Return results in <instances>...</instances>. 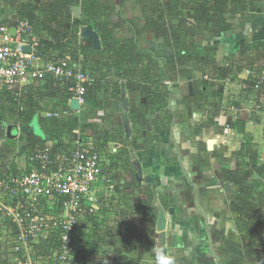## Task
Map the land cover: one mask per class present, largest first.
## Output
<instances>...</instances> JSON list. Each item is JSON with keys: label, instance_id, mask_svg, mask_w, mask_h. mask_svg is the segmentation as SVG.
<instances>
[{"label": "crops", "instance_id": "0c3cea01", "mask_svg": "<svg viewBox=\"0 0 264 264\" xmlns=\"http://www.w3.org/2000/svg\"><path fill=\"white\" fill-rule=\"evenodd\" d=\"M99 1L111 8L109 26L115 27L113 37L121 44H136L131 47L132 61L121 70V76L109 77L113 82L103 84L93 97V103L97 97L102 107L95 110L94 103L93 111L101 114L91 124L104 126L102 136L106 138L102 141H105L108 170L117 183L123 206L117 212L104 210L103 220L98 221L101 227L91 223L90 233L83 232L80 244L85 248H81L84 250L80 261L159 264L160 258L171 257L175 264H225L220 256L221 243L235 240L239 232L237 214L232 211L236 188L224 177V171H239L242 158L238 154L248 139L258 152L260 164H264V113L252 111V92L244 87L251 85L255 65H251L250 57L256 54L252 51L245 56L237 55L264 45V8L246 12L245 16L235 15L229 19L231 28L227 31L214 24H205L200 33L191 30L200 16L186 7L181 8L179 16H167V32L181 34L179 47L186 53L183 59L184 54L176 57L177 44L171 41L166 45V39L158 37V30L147 28L148 4L154 1L166 4L169 0ZM75 4L72 12L78 8L77 19L82 21L85 15L79 2ZM130 20L136 23L137 35L125 23ZM181 22L187 29H180ZM84 28L99 36L100 49L84 36ZM97 28L91 21L80 26L78 34L87 45L99 50L95 59L101 60L103 32ZM82 57L78 63L86 64ZM234 62L240 67H228ZM226 69L228 75L220 76ZM127 73L133 82L124 77ZM197 92L199 95L205 92L210 99L203 107L199 103L203 95L196 97ZM204 99L208 100L205 96ZM50 103L52 106L56 101ZM102 115L108 121H103ZM121 152L129 154L126 163L108 158ZM245 160L250 159L245 157ZM252 178L243 188L260 186L249 198L262 218L255 238L264 246V182L260 177L256 181ZM123 209L126 216L118 219L112 216ZM153 211L156 218L150 227L147 224L152 216H146V212ZM162 212L164 227L159 222ZM0 218L4 219H0V264H23L28 259L49 264L45 251L39 255L31 253L33 244H46L44 241L16 253L15 235L7 233L14 228L9 227L10 221L4 215ZM141 228L142 237L146 233V241L154 243L148 252L143 239L136 238Z\"/></svg>", "mask_w": 264, "mask_h": 264}, {"label": "built area", "instance_id": "2783aa9c", "mask_svg": "<svg viewBox=\"0 0 264 264\" xmlns=\"http://www.w3.org/2000/svg\"><path fill=\"white\" fill-rule=\"evenodd\" d=\"M33 25L25 19L6 22L0 17V104L9 101L14 109L8 115L19 116L28 108L30 97L41 99L49 80L54 88L61 87L71 95L70 106L73 100L84 106L90 88L97 84L96 77L74 65L69 57H45L40 49L42 37ZM251 75V85L244 87L252 92V111L264 113V68H254ZM39 115L52 118L61 113L44 110ZM15 125L21 130L16 121ZM75 133L76 141L68 150L54 154L47 144L21 157L17 152L24 160L18 168H0V216L15 226L16 253L33 243L55 242L57 248L49 264H84L77 254L85 248L80 235L89 232L91 223L101 227L98 221L102 211L117 212L123 206L103 144L95 141L92 130L86 140L79 137L80 132ZM112 216L118 219L123 215ZM23 264L38 262L28 259Z\"/></svg>", "mask_w": 264, "mask_h": 264}, {"label": "trees", "instance_id": "16d2710c", "mask_svg": "<svg viewBox=\"0 0 264 264\" xmlns=\"http://www.w3.org/2000/svg\"><path fill=\"white\" fill-rule=\"evenodd\" d=\"M78 2L85 15L82 21L73 17L72 5H76L75 3L78 4ZM78 2L76 0H0V8H4L5 10L13 9L15 10L14 13H21L23 16L27 17L32 24H34L33 26L35 27L37 35L42 37L40 49L45 57L54 58L52 54L56 55L55 58L69 57L74 65L80 66L83 71L93 74L97 79L96 86L90 88L86 96L85 105H87V109L82 108L80 111L73 110L72 106L69 105L71 95L64 89H60L61 87L54 88L53 83L49 80L47 81L46 89L41 93V99L47 100L46 102H42L41 99L35 101L33 97H30L31 101L29 102L26 111L19 114V116H13L11 120L15 119L16 124L19 123L22 127H25L31 125L33 121L37 119L38 127L43 136H37L40 138L39 140L32 136L30 138L31 140H26L24 138V143L19 142L18 145L21 149L16 152H18L20 156L28 155L36 148L45 147L47 144L48 146L53 147L52 152L54 154L61 149L68 150V148L70 149L76 141V131L80 132L79 137L82 140H86V135L90 130L93 131L97 143L106 138L104 135L102 136L104 126H98L97 124L94 126L91 124V121L94 120V117L98 112H92L89 107L91 105L94 106L93 97L97 95L99 88L103 84H111L113 82L109 77L114 76L113 79H118L121 76V70L125 65H128L132 61L130 59L134 54V50L131 49V47H134L133 45L136 43L129 45L126 42L121 44L113 37L115 27L110 28L109 26L111 24V8L103 6L99 0H78ZM146 2L150 3L149 0H146ZM255 2L256 0H169L168 3L162 4L154 1L151 2V4H148L146 8L147 11H145V15H147V28L154 29L155 31L158 30V37L165 38L166 45L171 44V41L177 44V57L183 55V50L185 49L179 47L181 46V34L177 31L167 32L165 26L167 16H179L181 14V8L186 7L200 16L191 30H196L197 33H200L202 29L201 27L205 24H214L222 31H227L231 28L229 19L238 14L245 16L246 12H249L247 6H251L252 12L259 8H264L263 0H258V2H256L257 8L253 5ZM106 14L107 16H105ZM103 17H106V19ZM42 18L45 23V28H40V25H38ZM91 21H94L95 24H97V29L100 33L103 32L102 43L104 49L101 51L103 54L101 55V60L98 58L95 59V55L98 54L99 50L87 45L80 39L78 34L80 26L88 25ZM125 23L136 35L138 34L136 23L133 20ZM184 28H186V26L184 22H181L180 29L184 30ZM44 32L47 34H43ZM45 35L46 37H43ZM193 35V37L196 36V34ZM252 51L255 53L257 52V55L255 58L250 57L251 65L253 64V66L255 65V68L262 70L264 67L258 65L256 61H264V45L259 48L253 47L251 49H246L237 55L245 56L248 52ZM152 53L155 54V52ZM92 56H94V60H91L93 58ZM81 57L86 59V64L78 63L80 62ZM163 57L164 56H161V59L165 61L166 58ZM185 58L186 53L183 56V59ZM74 60L78 64L75 63ZM238 64L239 63L234 62V64L229 65L228 67L231 69L234 67H240ZM104 65H107V67H103ZM113 68H115V71H112ZM228 69H226V71L222 70L220 76L226 77L228 75ZM124 77L128 78V81L133 82L128 73ZM202 84L206 86V82H202ZM198 95L199 93L197 92L196 97ZM201 95H203V97L202 100H199V103L201 104L202 102L201 107H203V105H206L210 99L206 96L205 92H202L199 96ZM204 96L208 99L207 101L204 99ZM57 97L59 98L58 101ZM53 99L56 103L51 106L50 101ZM6 105L9 106V109H7L8 106ZM99 107H102L101 104H96L95 110ZM13 109L14 106L13 104H10L9 101L0 104V118H3L6 112L12 113ZM44 110L59 112L61 113V116L52 118L41 117L39 114ZM132 115L135 116L136 112H132ZM108 119L109 118L107 117L102 118L103 121H108ZM6 147L9 154H16V152L12 151V149L15 148H12L11 146ZM102 147L104 146L102 145ZM253 148L251 140L248 139L246 146H243L241 150L242 153L240 152V154H238L242 158V164L239 171H224V177L234 188H236V190H234L232 211L237 214L239 232V236L235 240L231 238L230 240L221 243L220 256L223 258L225 264H263L264 262L261 260V257H264V246L263 244L258 243L255 238L260 228V221L262 218L257 212L256 207L253 206V203H250L249 198L252 192L253 194L257 193L256 189L260 186L255 185L253 188H243L245 183L254 175L260 177L263 180L262 182H264V164H260L258 152ZM105 155L107 156L106 153ZM245 157H249L250 160L246 161ZM108 158L116 160L119 163H126L125 159L127 158L129 160V154L127 152H121L116 156L108 155ZM14 171L17 170L14 169ZM148 215L152 217L149 221L150 224L147 225L153 227L152 225L155 220L153 218H156V213L155 211L150 214L146 212V216ZM9 227H13L15 230V226L11 223ZM145 237L146 235L143 238L146 239ZM232 239L234 241H232ZM245 242L246 244H244ZM142 244L146 252L150 251L151 247L154 246L153 242H147L145 240H143ZM47 245L48 247L45 249V258L49 257L47 258V261H49L54 249L57 248V244L51 242L47 243ZM77 254L78 259L80 260L82 258L81 251H78ZM79 262L87 264L86 260ZM123 262L124 261L122 260L120 263L123 264Z\"/></svg>", "mask_w": 264, "mask_h": 264}, {"label": "rangeland", "instance_id": "374dc122", "mask_svg": "<svg viewBox=\"0 0 264 264\" xmlns=\"http://www.w3.org/2000/svg\"><path fill=\"white\" fill-rule=\"evenodd\" d=\"M256 2H258V0H256ZM253 3V5H255L254 7L255 8H257V3ZM263 2H264V0H263ZM248 7V9H249V12H251L252 10V8H251V6H247ZM258 10V9H257ZM256 10V11H257ZM14 11L15 10H13V9H2V8H0V17H2L3 18V20L4 21H6V22H11V20H13V19H25V20H29L27 17H25V16H23L22 14H17V13H14ZM255 12V11H254ZM38 25H40V28H45V23H44V21H43V18L40 20V24H38ZM43 37H46V35L45 36H43ZM255 53V52H254ZM256 55H257V53H255ZM255 55V56H256ZM255 58V57H254ZM85 61H86V59H85ZM260 63H257L258 65H264V63L263 62H261V61H259ZM104 100V99H103ZM94 103H95V105L96 104H98L99 103V99L96 97V99H95V101H94ZM80 106V105H79ZM82 108H84V109H87V105H84V107L83 106H80V110H82ZM89 108H91V110H92V112H94L93 110H94V106H90ZM88 108V109H89ZM79 110V111H80ZM10 112H6V114H4V117L2 118H0V168H3L2 169V171L4 170V169H6V168H18V166H20V165H22V162H24V160H23V158H18L19 157V155L17 154V152L16 151H20V149H21V147H19V142H21V143H24L23 142V140H24V138L26 139V140H31L30 138L33 136V138H35V139H40V138H38L37 136H43L42 134H41V132H40V129H39V127H38V121H37V119L36 120H34L33 121V123L31 124V125H33V128H32V130L30 131V132H34V133H29V132H25V131H23L22 130V126L20 125V127H21V130H19L18 129V132H16V133H14L15 134V136L16 137H14V138H9V137H7V130H8V126L9 125H15V120L13 119V120H11V118L13 117H11V116H9L8 114H9ZM98 115H100L101 114V112H99V113H97ZM96 116V115H95ZM103 116V115H102ZM35 135V136H34ZM22 138V139H21ZM101 143L102 144H105V141L103 142V141H101ZM6 146H11L12 148H15V149H12V151L13 152H16V154H14L13 155V153L12 154H9V152H8V149H7V147ZM10 147V148H11ZM21 157V156H20ZM18 159V160H17ZM26 166V165H25ZM25 166H24V168H25ZM21 167H19V169H20ZM253 180H257L258 179V177L257 176H253V178H252ZM118 193H120V192H118ZM103 212V211H102ZM124 212H126V210L125 209H123V216H126V215H124ZM101 213V212H100ZM2 221L4 220L3 218H0ZM99 219H101V220H103V216L100 214V217H99ZM144 222V221H143ZM146 225V224H145ZM144 226V225H143ZM145 230H147V228H144ZM8 233V235L10 234V235H12V234H14V230H11V231H8L7 232ZM144 234H146V233H144ZM145 235H143V237H144ZM142 237V228H141V231H140V234H137L136 235V238L137 239H139V238H141V239H143V240H145L146 241V239H144ZM82 238V235H80V239ZM146 238V237H145ZM79 239V240H80ZM244 244H246V242L244 243ZM46 247H48V245L47 244H39V245H35V244H33L32 245V250H31V253H35L36 255H39V254H42L43 253V251H45V249H46ZM34 255V254H33ZM35 256V255H34ZM14 264H16V263H14Z\"/></svg>", "mask_w": 264, "mask_h": 264}, {"label": "water", "instance_id": "95a60500", "mask_svg": "<svg viewBox=\"0 0 264 264\" xmlns=\"http://www.w3.org/2000/svg\"><path fill=\"white\" fill-rule=\"evenodd\" d=\"M78 13H79V9L78 8H74L73 9V14H74V16H76L75 18H77ZM83 34L88 40L91 39L92 41H94L95 46H96L97 49L101 48L100 38L94 31H92V29L84 28ZM25 51L26 52H31V48L30 47H25ZM123 103H124V106H127L126 100H123ZM72 109L73 110H77V111L80 110V106H79L78 100H73L72 101ZM32 128H33V125H28V126L22 127V130L25 131V132H30L32 130ZM16 132H18V126L17 125H11V126L8 127L7 135H8L9 138H14V137H16L15 134H14ZM30 133H34V132H30ZM130 133H131L130 126H129V123L127 121V136H129ZM209 144L211 146L212 142H210ZM162 219H164L163 212L161 213V217L159 218V222H160L161 225L164 224ZM163 227H164V225H163Z\"/></svg>", "mask_w": 264, "mask_h": 264}, {"label": "clouds", "instance_id": "9594fccd", "mask_svg": "<svg viewBox=\"0 0 264 264\" xmlns=\"http://www.w3.org/2000/svg\"><path fill=\"white\" fill-rule=\"evenodd\" d=\"M159 264H175V261L171 257H162L159 260Z\"/></svg>", "mask_w": 264, "mask_h": 264}]
</instances>
